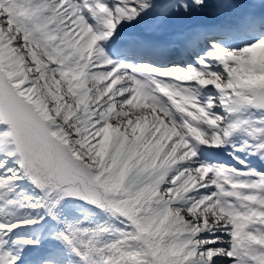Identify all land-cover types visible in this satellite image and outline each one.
<instances>
[{"label":"snow or ice","instance_id":"6c2138e0","mask_svg":"<svg viewBox=\"0 0 264 264\" xmlns=\"http://www.w3.org/2000/svg\"><path fill=\"white\" fill-rule=\"evenodd\" d=\"M240 2L0 0V264H264V12Z\"/></svg>","mask_w":264,"mask_h":264},{"label":"rangeland","instance_id":"374dc122","mask_svg":"<svg viewBox=\"0 0 264 264\" xmlns=\"http://www.w3.org/2000/svg\"><path fill=\"white\" fill-rule=\"evenodd\" d=\"M242 2V0H241ZM240 2L238 7L242 8L244 5ZM261 2L264 4V0H261ZM246 7V6H245ZM182 18H179L178 20H181ZM203 151L200 152V155L204 156L202 154ZM24 187H27L24 185ZM61 211L63 213H68L69 214V219H80L82 216L87 217L89 221L91 222H98L104 219L103 213H100L99 210L93 211L92 209H78L75 205H62L61 206ZM25 234V233H24Z\"/></svg>","mask_w":264,"mask_h":264},{"label":"bare ground","instance_id":"6f19581e","mask_svg":"<svg viewBox=\"0 0 264 264\" xmlns=\"http://www.w3.org/2000/svg\"><path fill=\"white\" fill-rule=\"evenodd\" d=\"M182 19H185V18H182ZM182 19H181V20H182ZM181 20H178L177 23H179ZM202 154H203V155H207V153H205V152H202Z\"/></svg>","mask_w":264,"mask_h":264},{"label":"trees","instance_id":"16d2710c","mask_svg":"<svg viewBox=\"0 0 264 264\" xmlns=\"http://www.w3.org/2000/svg\"><path fill=\"white\" fill-rule=\"evenodd\" d=\"M34 214V213H33Z\"/></svg>","mask_w":264,"mask_h":264}]
</instances>
